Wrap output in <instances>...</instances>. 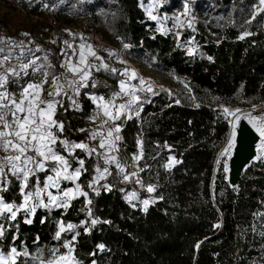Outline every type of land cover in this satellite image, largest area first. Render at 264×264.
Segmentation results:
<instances>
[{
  "label": "trees",
  "instance_id": "obj_1",
  "mask_svg": "<svg viewBox=\"0 0 264 264\" xmlns=\"http://www.w3.org/2000/svg\"><path fill=\"white\" fill-rule=\"evenodd\" d=\"M51 1H35L34 7ZM165 1L170 3L169 10L182 5L181 0ZM191 3L195 9L207 11L205 19L195 25L193 37L198 46L193 52L184 49L174 35L158 32L156 21L145 15L139 0H96L89 5L92 16L98 9L117 10V42L128 43L130 55L144 57L169 75V84L179 92L180 97L157 89L148 101H141L139 118L122 115L118 120L128 152L137 153V140L143 141L144 158L140 162L144 170L140 173L156 185L150 193L154 199L145 212L126 195L133 190L145 196L147 191L124 180L125 173L106 165L97 153L74 149L70 154L65 150L72 167L79 165L76 158L84 160L79 183L88 195L75 197L67 208L36 209L30 224L22 212L15 220L0 217L4 227L0 251L7 253L16 247L29 253L19 257L17 264L46 262L53 249L65 252L62 245L66 241H72L80 264H264V162L253 159L237 185H231L223 172L224 161L217 165L231 128L223 109L264 103L263 13L252 18L256 0ZM217 15H229V20L220 23ZM0 25L9 29L10 17L0 15ZM49 30L43 22H26L15 32L47 37ZM246 31L251 35L240 39ZM36 42L41 43L40 52L49 49L57 67V48ZM31 80L30 74L19 81L10 77L7 87L21 88ZM92 85L82 89L81 104L73 105L65 97L63 106L57 108L54 118L63 122L64 130L54 131L62 140L88 141L96 105L87 94L111 95L117 90V81L106 77ZM171 155L179 163L165 167ZM98 166L107 167L111 174H106L94 191L89 183ZM130 172L131 167L127 174ZM71 185L64 182L65 187ZM5 188L4 200L21 204L18 181L11 178ZM94 219L98 221L95 225ZM60 224L74 227L57 240Z\"/></svg>",
  "mask_w": 264,
  "mask_h": 264
},
{
  "label": "snow or ice",
  "instance_id": "obj_2",
  "mask_svg": "<svg viewBox=\"0 0 264 264\" xmlns=\"http://www.w3.org/2000/svg\"><path fill=\"white\" fill-rule=\"evenodd\" d=\"M189 11L190 9L188 3H185L184 12L182 15L187 17ZM260 13H264V0H259V5L256 7V11L252 18L255 19L256 15ZM149 15L153 20L157 19L155 15H152L151 11H149ZM175 20L177 24L181 26H183L185 23V21H183L180 16L175 17ZM249 23H251V21H249ZM187 26L189 28L192 27V22L190 20L187 22ZM69 34L72 35L71 33ZM248 35H251V33L246 31L243 33V35H241L240 39H244ZM81 39H83V37H81ZM64 43L68 46V48L73 50V55H76V50L73 45L68 43V41H65ZM124 47L128 48L129 45L124 44ZM79 48L80 51L78 63H73L72 58L68 57L65 63L61 64V67L66 68V71L71 73L73 77H78V79H70L64 75L65 83L73 90L75 95H79L81 87H87L85 82L88 81L91 76L90 69L92 67H97L96 65L88 64V56L95 57V59L101 61V64L97 67V70L100 68L109 70L108 65L103 62L102 58L96 55L92 45H85L82 43L79 45ZM109 55H114V53L110 52ZM9 59L10 57L5 55L2 60H0V65H3V63ZM209 59H211V57H209ZM30 65H35V60H32L30 63L20 64L19 70L16 66H9L5 68L2 73H0V149L6 153V155L0 157V181H2L0 182V190H6V188H3V183H6L9 173L12 176H15L17 179L23 181L21 188L22 192L24 188L28 187L27 181L30 175L34 176L36 172L45 170L54 172V175H49L47 177V183L44 184L43 188L36 189L34 193L32 191L27 192L24 195V204L15 206V209L13 204L4 202L3 197L0 196V217L10 220L16 219L17 213L21 210V208L34 214L37 207L48 208L49 205L63 208L69 207L67 200H61L58 203L57 201L59 197L54 196L52 192L47 191L49 187L57 188L60 192H62L63 197L69 199H74L75 193L85 197L88 195L87 192H84L80 189L79 184L76 185L75 190L71 188L60 189L59 182L61 180H78L84 168V160L81 159L78 160L79 167L69 172V168L71 167L69 160L65 156L60 155L54 148V146L57 144L58 136L53 132V129L55 128L59 132H63L64 130L63 122L54 118L57 105H60L61 107L63 106L62 102L56 99V97L61 95L65 87V84L60 82L61 77L53 76L51 90H49L47 93L50 99L41 98V94L44 90L43 86L45 83H48L47 77L49 74L47 72L43 73L44 78L40 83H28L26 86H23L19 99H16L14 94L10 93L7 89V85L10 82V76L20 77L21 73L27 75V69L30 67ZM86 68L89 70H85ZM110 71L112 73H116L117 69L112 68ZM120 75L127 76L129 80L137 79V73L135 70L129 71L128 69H124L123 72H120ZM11 82L15 83L16 81L13 80ZM139 83L142 86L146 84L142 78H140ZM92 86L95 87V83H93ZM137 91L153 92V88L151 84H147L146 87H140L137 89L135 86L130 85L127 81L120 80L119 91L113 93L109 100L106 101L102 95L99 97L90 96V99L100 110L97 112L96 116L91 117V119L95 120L100 118V114L102 112L103 117H106L107 119L102 121L100 127L103 128V126L108 124L110 121L113 125L107 131V138L102 136L99 142V148H107L109 152L118 151L115 142L121 139V137L118 135V133L121 131V128L120 125L115 123V121L120 120L121 116L127 111L132 110L134 105L137 106V115L139 114L140 96L136 94ZM153 94L155 93L153 92ZM64 95H67V93H64ZM122 97H130V99H128L125 103L117 105L115 101L117 98ZM69 99L72 101L73 105H76V101L72 97H69ZM223 111L226 115L234 117V122H232V130L227 139V146L220 152V157H231L232 150L236 146L239 121L243 118L247 120V122L253 127L260 137V142L257 145V155L254 158V162H264V116H253L249 113L244 117H241L238 115L240 109H235V111H232L228 108H224ZM128 118L131 119V116H128ZM81 131L85 130L81 129ZM98 134L100 133L94 131L91 133L90 138L96 139ZM59 142L61 145H63L64 150L69 152L74 149H81L86 150L89 155L96 153L95 148L89 149L88 145L85 143L70 144L65 140H60ZM137 144L140 148V152L138 155L133 156V160L135 161H139L143 158V141L138 139ZM29 153L33 154L30 155ZM97 155L101 154L97 153ZM104 163L106 165L114 164L120 173L125 172V167L122 166L118 158L114 155L104 154ZM175 163H179V161H176L174 157H169V161L165 167L170 168ZM219 164L220 160L218 159L217 165L219 166ZM46 165H48L47 169ZM6 168L8 171H5ZM143 170L144 169H140V171ZM222 170L224 173L229 172V166L227 162L223 164ZM96 172L99 173V175L95 177L92 182H90L89 187H92V184L98 182L99 179H104V174H111L109 173V169L107 167L101 169L98 166L96 168ZM130 177H138V172H132L130 174L123 175L124 180H129ZM136 182L142 183L139 179H137ZM147 190L148 192H153L155 191V188L152 185H148ZM42 192L47 193V203H45L42 199H39ZM34 196L37 198L38 202L29 205V201H32ZM88 203H91V201L89 200ZM142 203L144 205V211L146 212L149 201L144 200ZM97 222L98 221L95 219L92 220L93 225H95ZM26 223L30 224L32 221L26 220ZM73 227V225L69 224L67 229H65L64 225L61 224L60 229L55 234V239L59 240L63 232L66 230H71ZM216 227H220V225L217 224ZM3 235L4 227L2 224H0V237H3ZM76 235H79V233H76ZM76 235L73 236V241H75ZM262 235H264V233H262ZM62 246L63 248L67 249L66 253L59 254V248L53 249L50 258L46 262L41 260L40 264H80L74 255V246L72 241H66ZM196 247L199 248V244H197ZM98 248L103 250L104 245H98ZM94 254L95 253H93V255ZM21 256H29L28 251L25 249L21 252L18 251L16 247H12L7 253L0 251V264H17L18 258ZM93 264H95V261H93Z\"/></svg>",
  "mask_w": 264,
  "mask_h": 264
},
{
  "label": "rangeland",
  "instance_id": "obj_3",
  "mask_svg": "<svg viewBox=\"0 0 264 264\" xmlns=\"http://www.w3.org/2000/svg\"><path fill=\"white\" fill-rule=\"evenodd\" d=\"M35 1L38 0H0V15L6 14L8 17L11 19V26L9 29H6L2 25H0V60L7 55L10 57L8 61H5L3 65H0V73L4 71L5 68L9 66H16L17 69L19 70V65L22 63H30L32 60H35V65H30V67L27 69V74H30L32 76V80L29 81L28 83H40L43 80V73L47 72L49 75L47 77L48 83H45L43 86V92L41 94L42 99H50L47 95L48 91L51 90L52 87V78L53 76H60L61 77V83L65 84V87L63 89V92L61 93L60 96L56 97L57 100H60L63 103L64 98H69L72 97L75 101L76 104H81V96H82V89L84 87L80 88L79 95H75L73 90L67 86V84L64 81V75H66L70 79H78V77H73L71 73H68L65 70H61L59 68V65L56 67L54 66V63L52 62L50 58V53L49 49L43 48L45 51H41V43H37L36 39L38 41H42L45 45L54 46L57 48V55L59 57L65 56V59L68 57L72 58L73 63H78L79 60V45L80 44H85V45H92L93 49L96 52V55L101 57L103 62L108 65L109 70H105L104 68H100L97 70V67L101 64L100 60L95 59V57L88 56L87 57V62L89 65H96L97 67H92L90 69L91 76L88 81L85 83L88 85L89 83H96L97 80H99L100 77H106L110 80H116L117 81V90L115 92L119 91V81L120 80H125L127 81L130 85L135 86L137 89L140 87H146L147 84H151L153 88V92H155L157 89H163L168 91L169 94L171 95H177L179 96V92H177L170 84V76L167 75L166 73L161 72L159 69H157L155 66L149 64L144 57L136 58L133 55H130L128 53V49L130 45L128 43H119L118 38L114 35L115 33L113 32L112 34L110 33V30L112 29V21H115L116 19L119 18V14L117 10H112L111 12H105L103 10L98 9L95 16H92L91 12L92 9L89 5L95 3L96 0H52L48 4H44L43 6H39L38 8L35 9L34 4L36 3ZM140 1V8L144 11L145 15L152 19L151 16L149 15V11H151L152 15H155L157 19H155L157 23V30L158 32L164 33V34H172L175 36L176 40L178 41L179 44L183 46L184 49H186L188 52H193L195 48L198 46L196 40L193 37V33L195 32V25L201 21L204 20L206 15L205 13L207 12L204 9L197 10L194 8V4L191 3V0H181V6L178 8H174L173 10H169L168 7H170V3L165 0H139ZM196 1V0H195ZM188 3L189 6V14L187 17L183 16L182 13L184 12V4ZM18 5H22L25 7V12L21 11L20 8H18ZM143 5V6H142ZM259 5V0H256V3L253 7L254 13L256 11V7ZM48 9L50 12H52L57 19L60 22V26L66 31V37L64 36L61 37H51V35L47 37H43L41 35H38L36 37H30L25 35V32L16 34L15 29L24 25L26 22H40L37 21V19L34 18L33 14L42 11V8ZM180 16L183 21H185L184 25L181 26L177 24L175 17ZM264 17V13H263ZM215 18L222 23L223 21H228L229 20V15L226 17L224 15H217ZM192 22V27L189 28L187 26L188 21ZM86 21V22H85ZM87 21H95L97 23V29L102 37V40L104 43H96L91 35L88 33V30L86 28V23ZM71 33L72 35H70ZM185 33V39H182L181 36L182 34ZM51 37V38H50ZM83 37V39H81ZM53 41H52V40ZM65 41H68V43L72 44L73 47L76 50V55H73V50L71 48H68V46L64 43ZM124 44H128L129 47L125 48ZM114 53V55H109V53ZM66 53V55H65ZM84 67V66H82ZM115 68L117 69L116 73H112L110 69ZM124 69H128L129 71L135 70L137 73V79L135 80H129L127 76H122L120 75V72H123ZM89 70V69H85ZM63 74V75H62ZM25 76L24 73H21L20 77ZM14 77V76H10ZM20 77H14L19 81ZM142 78L146 84L145 85H140L139 80ZM28 83H26L24 86H26ZM23 87V86H22ZM21 88H17L13 90L8 89V91L16 97V99L20 98V92L22 90ZM69 89V90H66ZM114 92V93H115ZM144 91H137V95L140 96V93ZM64 93H67V95H64ZM102 94H87V96H101ZM113 93L111 95H105V100H109L112 97ZM180 97V96H179ZM130 97H122V98H117L115 103L121 104L125 103ZM180 101L181 99L178 98ZM96 105V104H95ZM60 105H57V108ZM232 111H235V109H240L242 117H244L246 114H251L253 116H264V103H260L257 105H252L249 107H242L239 105L236 106H228L226 107ZM142 110V105H141V100H140V105H139V114L137 115V106L134 105L132 110L127 111L124 115L128 118V116L132 117H140ZM229 116V115H228ZM232 116H229L231 120ZM118 122V120L116 121ZM53 129V132L56 133ZM104 133H101V135L95 140V149L96 153H100L99 157L104 159V154H110L114 155L118 158L122 166L125 167V175L128 172V168L131 167V162L127 160H122L121 157V152L118 151H112L109 152L107 148L101 149L99 148V142L103 137L107 138V131L108 129H105V127L102 128ZM230 131L228 134V137L230 135ZM227 137V139H228ZM227 139L222 146L220 152L227 146ZM260 142H257V145ZM116 143V142H115ZM236 145H237V137H236ZM257 145H256V154L257 155ZM117 147V144H116ZM55 150L60 154L65 156L68 159V156L65 154V150L63 145L60 144L59 140L57 141V144L54 146ZM236 148V146H235ZM235 148L232 150L231 157L233 156V153L235 151ZM118 149V148H117ZM1 155L0 157L6 155V153L3 150H0ZM67 153L72 154L73 151ZM30 155L33 153H29ZM170 157H173L172 155ZM230 158L228 157H220L219 153V160L224 161L228 163L229 166V172L228 174V179L230 178ZM255 158V157H254ZM76 161L77 158L75 159ZM169 161V160H168ZM135 165V162H132ZM168 163V162H167ZM71 165V163H70ZM114 165V164H112ZM115 166V165H114ZM31 167V165H30ZM48 165H46L47 169ZM79 165H74L73 167L71 166L69 168V172H71L73 169L78 168ZM116 168V166H115ZM142 169V165H141ZM5 171H8L7 168ZM47 171V170H45ZM45 171H39L36 172L34 176L29 177L27 184L28 187L24 188L22 193V202L21 204H13L14 209L15 206L23 205L24 204V195L32 191L33 193L36 191L38 188H43L44 184L47 183V177L49 175H54V172L52 171H47V173L42 176V173ZM107 174V173H106ZM106 174L104 176L106 177ZM99 173L95 175L97 177ZM34 178V180H30L31 178ZM94 177V178H95ZM14 178L16 181H18L20 187L22 188L23 181L17 179L15 176H12L10 173L7 176L6 183H3V188L7 186L9 183L10 179ZM94 180V179H93ZM103 179H99L98 182L92 184V189L94 191H97L99 189V184ZM2 182V181H0ZM65 180H61L60 183V189H76V185H80V189L86 192L83 188V186L79 183V179L75 181H68L72 185L65 187L64 186ZM92 182V181H91ZM90 184V183H89ZM107 186V185H105ZM142 188V187H141ZM4 190H0V196H2ZM47 191L52 192L54 196H58V203L61 200H67L68 203L72 201V199L63 197L62 192H60L57 188L55 187H49ZM80 196L78 193H75V197ZM3 197V196H2ZM126 198L129 202H131L134 205H140L142 208H144L143 201L148 200L149 204L152 203L153 197L147 195L141 196L139 193L130 190ZM39 199H42L45 203L48 201V196L46 192H42L41 196ZM4 200V198H3ZM4 202H6L4 200ZM38 200L33 197L32 201H29V205L33 203H37ZM7 203V202H6ZM56 206L54 205H49L48 208H54ZM40 207H37L38 209ZM45 208V207H42ZM23 213L25 215L26 220H32L33 213L30 211H25V209L21 208V210L17 213ZM65 229H67V226L63 224ZM61 226V224H60ZM59 226V229H60ZM67 252V249L63 253L59 254H64ZM37 264H40L38 262Z\"/></svg>",
  "mask_w": 264,
  "mask_h": 264
},
{
  "label": "built area",
  "instance_id": "obj_4",
  "mask_svg": "<svg viewBox=\"0 0 264 264\" xmlns=\"http://www.w3.org/2000/svg\"><path fill=\"white\" fill-rule=\"evenodd\" d=\"M18 8H20L21 11L25 12V7L22 6V5H18ZM34 18L37 19V21H40V22H43L47 25L50 26V30H49V35H51V37H61V36H64L66 37V31L60 26V22L59 20L57 19V17L52 13L50 12L48 9H45L44 7L42 8V11L40 12H37L35 14H33ZM120 17V15H119ZM116 21H112L111 25L113 26L112 29L110 30V33L112 34L114 31H115V28H116ZM86 22V21H85ZM86 28L88 30V33L91 35L92 39L96 42V43H104V41L102 40V37L100 36L99 32H98V29H97V24L94 23L93 21H87L86 23ZM50 37V38H51ZM67 39H69L68 37H66ZM52 40V39H51ZM53 41V40H52ZM59 68L61 70H65L66 68H63L61 67V64L62 63H65L66 59H65V56L63 57H59ZM14 91V89H11ZM66 90H69V89H66ZM153 94V92H147V91H144V92H141L140 93V100L141 101H148L150 96ZM102 96L105 97V95L102 94ZM100 111L97 106L95 108V111H94V114H93V117L96 116L97 112ZM104 119H107L106 117H103L102 115V112L100 114V118L98 119H91V127H92V131L90 132V135H89V140L88 141H73L71 143H85L88 145L89 149L91 148H95V140L101 135V133H104V131L102 130V128L100 127V125L102 124V121ZM116 124L120 125L118 122L115 121ZM112 122L110 121L108 124L104 125L103 127H105V129H109L110 127H112ZM120 128H121V125H120ZM98 132L100 134L97 135L96 139H91V133L92 132ZM57 136H58V140H62L59 136L58 133H56ZM118 135L121 137V139L119 141H116V144H117V148L118 150L121 152V157H122V160H127V161H130L131 163V168H132V172H138V177H130L129 181L130 182H133V183H136L138 184L140 187H142L143 189H145L147 191V197L149 196H152L150 193L151 192H148L147 190V186L148 185H152L154 186V188L156 189V185L152 182V181H149L146 179V177L144 175H142L140 173V169H141V160L144 158V148H143V158L139 161H135L133 160V156L134 155H138L139 152H140V148H139V151L137 153H130L128 152V149L125 145V141H124V138H123V135H122V132L120 131L118 133ZM70 143V144H71ZM2 150V149H0ZM0 155H1V152H0ZM97 161H99V159H97ZM135 162V165L132 163V162ZM130 172V173H132ZM129 173V174H130ZM137 179H139L142 183H137Z\"/></svg>",
  "mask_w": 264,
  "mask_h": 264
},
{
  "label": "water",
  "instance_id": "obj_5",
  "mask_svg": "<svg viewBox=\"0 0 264 264\" xmlns=\"http://www.w3.org/2000/svg\"><path fill=\"white\" fill-rule=\"evenodd\" d=\"M259 138V134L242 118L237 131V145L230 159L231 171L228 181L231 185H237L244 169L253 161Z\"/></svg>",
  "mask_w": 264,
  "mask_h": 264
},
{
  "label": "bare ground",
  "instance_id": "obj_6",
  "mask_svg": "<svg viewBox=\"0 0 264 264\" xmlns=\"http://www.w3.org/2000/svg\"><path fill=\"white\" fill-rule=\"evenodd\" d=\"M238 115L242 117L241 112H239ZM232 122H234V117H231V120H230V125H231L230 132H231V130H232ZM239 124H240V121H239ZM238 128H239V127H238ZM238 128H237V131H238ZM230 171H231V170H230Z\"/></svg>",
  "mask_w": 264,
  "mask_h": 264
}]
</instances>
